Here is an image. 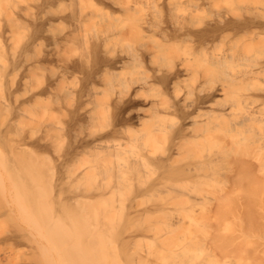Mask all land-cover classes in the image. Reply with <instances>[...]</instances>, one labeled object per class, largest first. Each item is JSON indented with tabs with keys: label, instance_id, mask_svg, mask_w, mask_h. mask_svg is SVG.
<instances>
[{
	"label": "rangeland",
	"instance_id": "obj_1",
	"mask_svg": "<svg viewBox=\"0 0 264 264\" xmlns=\"http://www.w3.org/2000/svg\"><path fill=\"white\" fill-rule=\"evenodd\" d=\"M2 1L5 2V0H0V3H1L0 6L1 7L6 6L4 3L2 4ZM46 1L47 0H42V1L41 0H28V1H25V2H28L26 4H25V2L24 3L22 2V4L26 5V7L28 6V8L30 7L29 6L30 4H31V6L33 5L32 7L34 9H32L30 7L27 15H25V16L23 15L20 19H17L18 23L17 22L16 23L18 24L17 26H19L18 27L19 32L17 31V33H20L21 35L17 34L15 36L17 38L14 37L15 40H14V38L11 39L14 41V43L16 42L15 43L16 49L15 48L12 49V47L14 45L12 47L10 45V44H12L11 42H13V41L9 40V37H8L9 33L6 32L5 33L6 35L4 34L8 38V39L5 38V42L10 43V44L7 43V45L9 47H11V48H8V46H7L8 53H7L6 57H8V58L10 57L8 61L11 62V61H13L14 58L19 57L22 54V51L25 47V44H27L29 41V42H32L31 43L32 45L34 44L33 46L31 45L32 47L30 46L31 47L30 52L31 53L33 52L32 54H34V53L35 54H40V53L42 54V52L51 51L53 49L57 52L56 54L62 53L61 56L64 57V60L67 57H68L67 59H70V60L74 59V58H75L74 60H79V61L81 60L80 64H79L80 66L79 67L76 66V67H74L75 69H71L70 71L63 73V71H61L62 69L60 67L61 63H60V61H58L59 55L57 57L55 55L54 60L51 59V61H50V59H48V61L46 60L43 63V65L46 66V68H45L46 73H51V72L57 73V71H58L57 74L61 73V75L63 76V78L61 79V82H58V84H54L53 92L55 90L56 93L54 92L53 94L56 97L53 94L43 93V94L39 95L40 99H39V97H36V100H35V98H34V101L30 100L31 102L29 101L28 102L29 104L27 103L26 105H27V107H30V106L31 107L27 108L25 106V108L30 109V110L32 108V110H31L32 114H30L31 111L29 110V114H30V115H28L29 118L26 117V118H23V120H22V122H24V120H27V118H28L29 121L27 120L26 122H29V124L24 123V125H23L22 123H20V126H18V128L17 127L15 128L16 130L19 129L20 131L19 130L16 131L14 128L12 129L11 134H9V137H11V140L14 139L13 141H16V138H18L17 143L11 141V143H12L11 144L10 138H9V140L6 139V142L8 141L9 144H11L12 146L15 147V145H17L19 143L18 140L20 138L22 139L25 135H27V133L31 134L33 131L35 132V138H36L39 135L38 133H36V131L39 130L38 125H40L41 123H45V122L49 123V121L55 123L54 120H56L55 118L58 117L57 115H59L58 119H60V120H56V121L57 122L61 121L60 123L62 124L64 130L66 128H68L69 126H71L72 127L71 128L72 129L71 134L74 137L76 135V138H77V136H78V138H79V136H81L80 138L86 137V135H88V133H90V132L92 133V129L95 132L97 130H99V131H104V132L108 131V133L110 132V130L115 129L116 132L109 133L106 139H103L101 142L100 141L98 142L99 144L95 143V145L92 144L91 146L84 144V146H83V145H80L81 144L80 143L77 145L76 148H71V146L74 145L71 143H73V141H74V143L76 144V141H75L76 139L73 138V136L70 134V132L68 134V132L66 133L64 131L63 139H61L59 142L61 145L59 146V144L57 143V145L60 148L62 147V149H60L58 146H53V148L56 147L57 149H60L59 155H58V151L53 150L52 146H50V148L47 147L45 152L43 153V152L39 151L41 149L40 147L33 144L34 146L27 145V146L16 147V148H14L15 150L13 149L11 152V158H13V159H11L9 157L5 158V156H8L6 153H8V152L10 153V149H8V148H7L8 151L6 152V150H7L6 147L8 146V143L6 144V142H5V144H6V145H4L5 149H6L4 152L5 155L2 154L0 157V169L5 171V173L7 175L5 178H6V183H7L8 188H6L5 190L6 191H8V190L12 191L11 194H13L15 199L16 198L21 199L22 202L24 201V205H25V202L27 200H29V198H31L33 200V202L30 203L29 201H32L30 199L29 201H27L28 203H26L27 208H29L30 210H26L27 208L23 209L24 213H22L23 210L21 209L22 211L20 213H19V211H20L19 210L17 212V214H12L13 215L12 217L8 218V216H10V215H7L6 216L7 218L1 219L0 224L2 223L1 224L2 227L0 226V228H1L0 230H4V227H6L5 229H7L6 231L8 232V228L11 229L13 227L12 229H14V226L18 228L19 227L18 224H20L23 227H27L28 230H30V232L37 235V238L35 240H29V239L19 240V242H17V245H15V242L13 244V242L10 241V243H12L14 246H9L10 245L9 241H8V243H7V241H3L0 244V260L4 259V261L3 260L0 261V264H9V262H11L10 264H13V263L14 264L15 263H18V264H130L129 257H128L129 256L128 254L130 253L129 251L140 256V257H136L137 260H139V259L142 260V259H145L148 257L149 260H155L154 262L156 264H172L174 261L172 251L175 248L179 247L178 244H183V243H187V242L192 243V244H199L202 247L205 246L204 249H202L203 251L201 250L200 253H197L194 256V261L198 262V264H201V263H203V264H214L215 263L214 261H216L215 264H238L239 260H237L238 258L236 259L235 257L232 256L234 252L232 253V251L229 250L230 247L229 248H227V247L222 248L221 243H222V240L224 239V237H223V239L221 238L222 239L221 240L219 238V236H217V235L232 234L231 236L233 237V235L236 232H238V235H239L240 230L245 228L244 226H246V225L243 226V222L241 224V220H242L241 214H243V212H244V215L247 213L246 212L247 209L243 206L244 202H241V203H243V205H239V206H242L243 208L239 207V209H238V207L235 206V208H236L235 210L238 212V215H236V211L234 210V206H233L234 204H233V205L228 206V207H230V209H233L235 212H233L231 210V212L227 211L228 213H226L224 211L226 214H224V216L222 218L220 217L221 218L220 220L219 219L218 220L212 219L211 222H207L206 224L205 223H199V222H198V224L196 223L197 217L199 216V212H201L203 205L207 204V205H210L212 207H215L217 204V200L219 199V196H220L219 194L222 192L221 190H223V192L225 190L227 191L229 186L230 187L232 186L233 187L232 189L238 190L237 191L238 193L236 191H234L237 194H235L234 192H231L229 190V193H231V195L232 194L234 195V197H232V199H233L235 205L236 204L238 205L237 199L240 197H243V195H241L239 192L243 193V191L242 190L240 191V189L237 188L238 186L236 187V185L234 187V184H233L234 180L232 182V179L236 174V172L234 171V170H236L235 165L232 166V168L230 170H225L223 173H221V174H223L224 178L220 173L216 174L218 176H213L216 173L215 170L208 168V167H205V168L200 167L201 171L199 172V174H197V175H195V177H191L189 179L181 178L183 180H178L176 177H170L169 179H167V181L164 184L162 183V185H160L159 190L155 191L156 194L155 193L153 194V192L152 193H146V192H150V190L148 191V189H149L148 187L151 186V184L156 179H158V176H160V177H164V175L166 176L167 173L166 174H164V173L167 171H166V169L163 168L164 169L163 171H165V172L162 173V171H161L162 167H159V169H158V167L153 166V168H151L148 165H145L142 162L138 161L140 154H139V156H137L138 155L137 153L142 151V150H138L139 149L138 147H140L141 144L146 145L145 138L149 135L150 131H153L155 129V127H159L158 124L159 125L161 124L160 127L162 126L163 132H161V134H158L157 138H155V136L153 137L152 134L149 135L150 139L147 143L152 145L153 148L151 150H152V152L154 150L153 154L156 157H164L167 155L166 153L170 152L169 150H171L170 148L172 147V145H171L172 142L170 141V135L172 132L171 131V129H172L171 125H172V123L175 125V122L178 121V115L175 114L174 112L171 113V107H169L171 102H169V104H168V101H171V99H173V97H174L172 95H176L177 92H179L180 93L179 95L181 97L183 96L184 99L185 98L187 99V100L186 99L185 100H186V102H188V104L190 106L194 105V107H195V104H196L195 98H197L198 95L201 93L200 91L203 92L205 89L209 90V89H215V88L218 89L219 88V90L217 91V94L215 96H213L212 98H210V100L207 103H205L204 105L201 104V106L199 108H197V110H196V107L194 108V110H196L195 114L199 115V117H195V119H197V118H198L197 120L202 119V120H200L201 122L202 121L203 122L212 121V123L211 122H209V123H211L210 125L213 124L212 126L206 128L204 126V123H202V125L204 126V127H202V126H199V123L197 121L198 126L200 127V128L199 127L198 128L200 129V132L202 133L201 137L198 139L199 140L201 139V141L203 143H205L209 139H211V140L213 139L216 141L217 144H215L214 146L211 145L213 147H211V146L209 147L208 146L209 144H206V143L203 144L202 143V146H201V144H199V142L197 141L198 139L195 141L193 140V141H194V143L197 141L198 143L196 142V144L197 145L199 144L200 147L199 146L194 147V144L188 145L187 143H185L184 147H183L184 148V155L182 154L183 149H181L180 150L181 153L179 152L181 155H179V153L177 154V156L175 157V160H174V164L176 163V166H179L180 164L183 165V163L186 164L188 162H191L192 160L194 161L195 159H197L196 158L197 155L199 157L202 156L204 154L202 151V148H201V147H203V145L207 146L205 149V151L207 152V154L205 153L206 155H209L208 153L212 152L213 150H214V152H217V149H219V148L225 149L226 147H223V146L226 145L227 146L226 149L227 150H228V148L230 149V151L226 150V152L227 153L229 152L230 155H228L229 153L226 155V157H228V159L226 158L227 160L225 159V161H230V160L233 161L234 158L236 159V157H235L236 154L238 152H240L238 150H241L240 148L239 149L237 148V145H240V146L243 145L244 146V144L247 143L249 141V139L251 140L252 137L255 138L257 135V134L255 135V134L251 133L252 132L251 130H250L251 132H248L249 130H247V131L244 130L245 131L244 132V131L237 130L233 126L232 121L236 115V110L234 108H235V106L238 107V105H236V104H238L236 97L239 93L236 94V91H235L237 89L238 83L237 82H236L237 84L234 83L235 81L231 82L232 80L228 81V78H227L228 76L226 74L218 73L219 71L218 72L217 71L211 72V70L210 71L208 70L207 72L205 71L202 73L204 75L194 74V75L187 76L184 79H181L180 82L177 84V86L176 85L174 86V88L172 90L173 92L171 91V93L166 95L165 94L166 89H165V86L163 85V83L157 82L156 84H153L148 89L149 90L148 92H146V93H149V94H146L145 99L146 100L148 99L146 101V103L148 106L150 103L156 102V106L154 108H156V110L163 111L164 115H166V113H168L167 116L163 115L162 118L156 117V118H150L149 119V115H150L149 110L146 112H142L144 110V108H143V110L142 109L141 110H135L134 109L133 111L140 112L141 115L146 114L145 116H147V117L145 119L143 118L141 120H138V119L130 120V121L126 122L125 124H123L122 126L116 125V128H114V126H113L114 122L113 121L115 120L114 119V117H115L114 113L116 111V105L118 102L116 100V99H118L117 96H119L120 94H124V92L126 93V91L128 90V86L132 83L139 81L138 79H141V78L145 77L146 75L153 74V72H152L153 70H151V66H153V64L151 66H149V65L142 66V65H135V63L126 62L124 64L118 65L117 67L112 68L111 70L108 69V70H110L109 73L106 69H103L100 73L96 74L95 70L93 69L94 72L92 70V68L94 67L93 66L94 65V63H93L94 58L92 59V56H90V55H92L91 54L92 51H91V49H90V51H89V49H87L89 47H88V45L86 46V44L84 43V38L82 37L83 34H85V32H86V31H83L84 33L81 32L85 27V26L82 27V24H81V28H80L81 31L79 30V28H77L80 31V33H79V31L76 32L78 34V36L74 35V37H79L78 40H76L74 38L75 40L73 41V39L70 40V38H69L70 41L66 40L65 42L60 41L61 43L58 42L61 48L64 49V47H67L68 50L64 49L61 51V48L59 46H58V48L60 49L61 52L59 50L58 51L56 50L57 47L54 49V47L58 44L57 41H55L56 37L58 35L57 33L63 32L64 30L66 31V29L68 30V31H66L67 33L71 32L70 30L73 28L72 26L76 25V24H72V22H75V21L72 18L70 21V19H69L70 16L68 15L71 13L69 10L72 11V9H74V7H75V6L72 7L71 3H73V5H75V3L72 2V0H59V3H58V0H57V3L54 5L55 8L53 7L56 11L52 8V10L55 12L54 13L52 11L53 12V15H52V12H48V11H51L50 10L51 8H47L45 6ZM62 1H64V2L62 3ZM79 1L80 0H78V1L75 0L76 3ZM95 1L98 2L97 0H95ZM99 1L102 2V0H99ZM127 1L128 0H120V2L118 1L119 3L118 4L116 3V5H115L116 8H117V6L120 8V10H119L120 12L118 11L120 13L119 14L120 16L117 14V17H119V18L117 19V21H114V24L116 27L121 25V27H117L116 30L121 29L123 26H124V28H122L119 31L120 33L117 31L120 35L117 33H116L117 36H115V34H112L111 37H113V35H114V37L112 39L110 38V40L108 42V45L110 44L109 47L112 49V50L109 49L110 54L112 53V54L117 55L120 52L119 55L125 56V57H127V55L130 56V53L133 52L132 50H134L136 45L137 46L142 45L143 48H145V47L147 48V46H148V49H149V48H152L155 44V42H153V40H152V37L154 35L153 36L150 35L152 33L147 34L146 35L147 38H143L144 36L140 35L142 40H140V37L138 38V36H139L138 34H133V33L130 34L129 30H131L130 27H131L132 18L129 15H128L129 17L127 18V15H126L127 13L123 14V12H125V11H121V10H123L122 8L124 6V2H127ZM139 1H141L140 3H143L142 4L143 7L146 6V8L149 9V10H147L145 8L149 13L151 12V14H154V15L156 14V16L158 17L161 13L162 9L160 10V8L162 6L164 7L169 3H172L175 1L177 2L180 0H139ZM195 1L202 2V1H206V0H195ZM207 1H212L213 3H217V4H220V3L223 4L222 2H224L223 0H207ZM229 1L232 3L234 2L233 4H235V5L239 3L238 0H228V2ZM247 1L242 0V3L243 4L245 3L244 5H248L252 0L251 1L249 0L250 2H248V3H247ZM256 1H252V2H256ZM260 1L258 0V2H260ZM83 2H85V0H83ZM83 2H81L82 5H83ZM86 2H87V0H86ZM100 2H98V3H100ZM252 2L250 4V5L253 4L252 6L257 4V3L254 4ZM67 3L72 8H69V5ZM79 3H77V4L80 6L81 3L80 4ZM242 3H240V5ZM260 3L262 5H260L259 3H258L259 5L258 4L257 5L258 6L264 5L262 3V1ZM58 4H59V6H58ZM100 4H102V3H100ZM119 4L122 7L119 6ZM66 5H67V7H66ZM78 5H76V6L78 7ZM82 5H81V7L83 8ZM61 6H63V8ZM43 7L48 9V11L46 9H44ZM99 7H102V6H98V8ZM67 8H69V9H67ZM119 8H117V10ZM75 9H76V7H75ZM42 10H43V13L41 12ZM45 10L47 11L48 14L45 12ZM60 10H61V12H60ZM78 10H80V8ZM102 10L103 9L100 8L99 10H96V11L99 12L98 14H100L103 12ZM62 12H64V14H61ZM56 14H58V16ZM66 14H67V16H69V18L66 17ZM31 15H33V16H31ZM43 16L45 19L43 18ZM52 17H53V19H52ZM65 18H67V20ZM49 19H50V22H49ZM45 20L46 21L48 20V21L46 22ZM55 20H57V21H55ZM44 21H45V25H44ZM39 22H40V24H39ZM52 22H54V23H52ZM41 23H43V24H41ZM49 23H50V26H49ZM62 23H63L64 27H62V25H61ZM1 24L2 25L4 24L3 21ZM19 24H21V25H19ZM53 24H55V25H53ZM88 25L90 26V24H88ZM20 26H22L23 29ZM70 26L72 28H70ZM39 27H41L40 30H39ZM42 27H44V29ZM57 27H59V28H57ZM49 30L53 31L54 33L49 31ZM121 31H122V33L123 32H125V33L122 34ZM49 32L51 34H49L50 35L49 37L47 35V37H48L47 38L46 34H48ZM24 35L25 36L27 35V36L25 37ZM36 37H38V38H36ZM71 37L73 38V36H71ZM154 37L156 38V36H154ZM45 38H46V40H45ZM50 38H51V40H53L55 42L52 43ZM47 39H48V41H47ZM6 40H9V41H6ZM139 40H140V44H139ZM263 40H264V37H263ZM23 41H24V43L22 44ZM46 41L49 43H47ZM55 43H57V44L54 45ZM50 44L52 45L53 48L50 46ZM257 44H258V46L260 45V43H257ZM45 45L47 48L45 47ZM48 46H50L51 49ZM254 46H256V45H254ZM21 47H22V49H21ZM248 47L253 48L251 44ZM114 48H115V50H114ZM131 48H132V50H131ZM14 49L16 51L17 50L18 51L16 52ZM43 49H46V50H43ZM119 49H120V51H118ZM53 50H52V52H54ZM128 50H130V51H128ZM249 50H252V49L248 48V51ZM254 50H255V47H254ZM11 51H13L14 53ZM64 51H65V53H63ZM115 52L116 53L118 52V53L116 54ZM18 53H21V54H19V56H18ZM13 55H14V57H13ZM93 56H94V54H93ZM80 58H82V59H80ZM163 58H164V56L161 58V61L163 60ZM84 59H85V61H84ZM90 59L92 60V62ZM6 60H7V58L5 59V62L8 63V61H6ZM82 60L84 63H82ZM131 62H133V61H131ZM165 63L166 62L164 61V67H165ZM81 64H83V66ZM89 65H91L92 68ZM166 66H167V63H166ZM243 66H245V67H241V66L238 67L237 66L238 68L237 69L235 68L234 72L238 69L241 70L240 67L244 68V69L246 68V66L248 67V65H243ZM89 70H91V72H92L91 74H90ZM37 71H38V69H37ZM38 72H41V71L39 70ZM220 72H222V71H220ZM224 73H226V72L224 71ZM17 74H16V76H17ZM13 76H14V74H13ZM140 76H143V77L138 78ZM20 77L21 76L18 75V77H16V78L19 80ZM31 77L35 78V79H33V78L31 79L34 82V83H31V85L33 84L34 87H36L37 84L35 85V83L38 82L37 79L39 76L35 75V73H34V74H32V76L30 75L29 78H31ZM9 78H10V76L5 77L4 80L2 81V83L4 82V84H5L4 86H3V84L1 85L2 91H3V89H4V91H5V89H7L8 85L6 83H9L8 80H10L11 83L13 82L14 85H16L14 81H16L17 79H15L13 81V78L11 77L12 78V81H11V79H9ZM31 80H29V82H32ZM35 80H36V82H35ZM5 81H8V82L5 83ZM58 88H59V90H57ZM37 90H38V88H37ZM243 90H245V88ZM2 91L0 93H2ZM206 91L207 90H205V92ZM239 91H240V89H239ZM21 92H19V94ZM59 92L61 93V97H59L60 96ZM117 92H119L118 95H117ZM120 92H123V93H120ZM240 92H242V89ZM183 93H184V95H183ZM24 94L26 95L29 93H24ZM24 94H22V95L24 96ZM185 94H188V97H185L186 96ZM18 96L20 97L21 95H18ZM23 96L20 97L21 98L20 100H25V98L27 99L28 95L24 96L25 98ZM22 98H24V99H22ZM54 99H55V101H54ZM50 100H51V104L49 102ZM56 100H59L58 103L60 104V106L58 105ZM42 101H44L46 103V106H45L44 102L40 103ZM34 102H37V103L39 102L40 105L36 104ZM61 102H62V104H61ZM193 102L195 104H192ZM235 102H236V104H235ZM35 104H36V106H35ZM37 105H38V107H37ZM49 105H51L52 107ZM55 105L56 106L58 105V107H56ZM32 106H35L34 108H36L37 110H38V108H40L39 106H41L40 109H42V110L39 109V113L37 112L38 115L35 113L37 110L35 111ZM42 106H45V107H42ZM49 107L51 109H49ZM59 107L61 108L62 111L59 110V113H57L56 109ZM43 108H46V109L44 110ZM228 108L231 109V111ZM43 110H44V112L46 111L47 113L46 112L40 113V111H43ZM51 110H52V113H51ZM227 111H228V113L231 112L230 113L231 115L226 114L227 116H225V114H223L224 112H227ZM80 112H82L81 115H80ZM232 112H233V114H232ZM33 113H35V114H33ZM238 113L239 112H237V114ZM36 115L38 116L37 118H39V119L34 118V117H36ZM75 115H76V117H78V119L74 118ZM7 116L9 118L7 119V121H5ZM7 116H6L5 120H4L5 116L3 117V122L6 123V124L4 123V129H5V126H7V124H9L11 121H14V119L16 120V117L13 118L12 114H10V116L9 115H7ZM30 116H31V118H30ZM52 116H54V118H52ZM82 116H84V117H82ZM48 117H50V118L48 119ZM79 118L81 121L79 120ZM36 119L38 122H40L39 124H38V122L36 123ZM51 119H53V121ZM203 119H205L206 121ZM31 120H33V121H31ZM16 121H19V120H16ZM30 121H31V123H30ZM21 125H23V126H21ZM27 125H29V126H27ZM174 125H172V126H174ZM215 125H217V128H219L220 126L223 125L222 130H223V128L224 129L226 128V130H223V131L225 132V131L229 130V132L224 133L220 129H216V128L213 129L212 127ZM2 127L3 126H1L0 128H2ZM21 128H22V130H21ZM208 128H212L211 129L212 131L210 132V130H208ZM90 129H91V131H90ZM31 130H33V131H31ZM73 130H74V132H73ZM195 130H197V126H196ZM23 132H24V135H22ZM196 133H197V131H196ZM256 133H258V131ZM259 134H263V133L259 132ZM197 135H198V133H197ZM207 135H208V138H207ZM253 135H255V137ZM262 136H264V134L261 135V137ZM35 138L33 135L32 140H34ZM205 138L208 140H206ZM258 138H259V135H257L256 139H258ZM142 139H143V142H142ZM211 140H209V141H211ZM213 140H212V142H213ZM262 140H264V138ZM106 142H108V143H106ZM113 142L114 143H121L122 146H124L125 148H130L132 151V157H133V155H135L136 157L134 156L135 158L134 157L132 158L131 156H129L131 154H129V155L125 154V155L128 156L130 161L132 159H137L136 161L135 160L134 161L139 163L138 166H139V168H141L140 170H142V171H139L138 166L136 165L137 167H135V162L132 161V162H130V164H132V163L134 164L135 170H133V166H132V169L130 168L131 171L129 173H127L125 176H123L122 174H124V172H125L123 168L126 169V167L129 165L127 167V169H129L130 164L126 163L127 166H125L126 164H124V166H122L123 164H122V162H120L122 160L127 162L128 161V159H126L127 157L126 158L124 157V159H122V160H120L121 159L120 157H118V159H117L116 155L111 157V155H110L111 152L109 153L110 150L108 149L109 148L108 145H110V143L113 144ZM187 142L189 143L190 141H187ZM100 144H102V145H100ZM190 144H192V143H190ZM257 144H259L257 146H260V147L256 146L255 150H257L258 152H261L262 151L261 149L263 148L264 145L262 146L258 142V140H257ZM220 146H222V147H220ZM233 146H234V148H233ZM27 147H28V149H27ZM141 147H140V149H141ZM17 148H19V149H17ZM69 148H71V149H69ZM199 148H201V149L199 150ZM209 148H212L213 150L211 151V149H209ZM232 149L234 150V152L231 151ZM73 150H75V151H73ZM236 150H237V152H236ZM37 151H39V152H37ZM131 151H130V153H131ZM201 151H202V153H201ZM208 151H210V152H208ZM222 152L220 151L219 153L222 154ZM40 153H41V155H40ZM45 153H47V154H45ZM60 153H62V154H60ZM164 153H165V155H164ZM198 153H201V155H199ZM219 153L217 152L216 155H218ZM17 154H18V156H17ZM122 154H124V153H122ZM122 154L121 155L119 154V155L122 156ZM13 156H15L16 158ZM57 156H58V158H60V156H61V158H60L61 161L64 160V162H65V165L63 166V168L61 165V169H62L61 172H63V173H61L62 183H61V181L59 182V179H55L56 178V176H55V169H56L55 164L58 162ZM199 157H198V159H199ZM224 158H223V162H224ZM10 159L12 160L13 163H15L16 166L19 165L18 169H20V170H17L16 166L13 167L10 164L12 166V169H13V170L11 169L10 171H12V175H13V171L15 172L14 173V175L16 174L15 178L12 177V175H10V177H11L10 178L9 174H8V173H11L8 169L9 165H7L8 160L11 161ZM15 159H16V161H15ZM255 159H256L255 157H252L250 160L252 162H254L255 166H256L257 161ZM188 160H191V161H188ZM220 165H222V164H220ZM4 167L6 168V170ZM119 167H123V168H121V170H120L122 174L120 173L118 176V174H116L115 171H118V169H120ZM14 168H16V169L14 170ZM7 169L9 172L7 171ZM122 169H123V171H122ZM155 169L157 171H155ZM263 170H264V168L263 169H260V167L258 168L257 173L260 176L259 179L264 178V176L262 174ZM81 171L85 172L84 177L78 179L77 175ZM221 171H223V170H221ZM143 172H145V173H143ZM211 172L212 173L214 172V173L212 174ZM140 173H142V175ZM263 173H264V171H263ZM208 174H211V176ZM120 175H122V176H120ZM209 177L211 179H212V177H216V178L219 177L222 179L220 180L218 178L217 180L220 181V182H218L215 180L216 178H213L214 180H211V179H209ZM12 178H13V180L14 179L16 180V183L13 180H10ZM227 180H228V182H227ZM12 182H13L14 186L12 185ZM193 182H199V184H201V185L198 184L199 185V188H198V186L196 185L197 183H193ZM59 183H60V185H59ZM21 184L24 187L28 186V188L27 187L26 188H27V191L29 192L28 195L31 194V196L29 195L30 197H28L27 194H24L26 196V197H24V195L22 193H25L27 191H26V188L21 187L22 186ZM54 184H55V186H54ZM195 185L198 189L195 188ZM14 187H15V190L13 189ZM201 187H203V188L200 189ZM222 187L223 188L225 187L226 189L225 188L222 189ZM191 188L194 190L192 191ZM146 189H147V191H146ZM0 190H3V189L0 188ZM23 191H25V192H23ZM261 191L264 192V190H261ZM4 192H2L3 194H0V202L1 203L3 202L2 196L4 195ZM263 192H262V194L259 193L260 195L259 194L256 195L258 197V198L255 197L256 200L254 199V202L256 201V204H255V206H254V204L252 206L255 208L256 211L253 214L251 213V215H253V216L260 217L258 219V221L261 220V222L264 221V194H263ZM184 194H186V196H184ZM221 194H224V193H221ZM20 195H22V196H20ZM87 195L89 196V198H87L88 197ZM154 195H156L157 197ZM34 196H35V198H34ZM177 196H180V197H177ZM185 197L187 199V202L189 200V202L193 203V205L188 211H186L185 214H182L181 209L179 210L180 212L177 211L178 209L177 210L172 209L175 212L181 213L180 215L177 213L178 214L177 215L174 212L173 215L177 216L176 217L177 220H175V224H173L175 226L172 225L173 226L172 227V226H170L171 224L168 223V221H169L168 219H167V222H166V220L164 221V219L167 217V215L163 211V206L164 207L169 206V207H174V208H176V207L181 208L182 205H187V202H186V204L182 203L183 201H186V200H183ZM156 198H157V200H156ZM181 198H183V199L178 200ZM191 199H193V202H191L192 201ZM229 199H231V198H229ZM234 199H236V200H234ZM241 199L242 198L239 199V202L241 201ZM41 201H42V203H40ZM180 201H182V202H180ZM244 201H245V199H244ZM241 203H239V204H241ZM157 204L158 205L160 204L159 206H161V208H159V206L157 207L159 210L157 208H155L156 207L155 205H157ZM247 205H252V204H247ZM0 206H1V204H0ZM228 207H227V209H228ZM248 207L250 208V206H248ZM244 208H245V210H244ZM227 209H225V210H227ZM160 210L163 211V215H162V212ZM27 211H28V213H27ZM131 211H134V213H131ZM250 211L253 212L252 210H249V212ZM139 212H140V214L138 215ZM249 212H248V214H250ZM129 213H131V214H129ZM255 213H256V215H255ZM164 214L166 215L165 218H164ZM248 214H246V216H248ZM4 217H5V215H4ZM240 217H241V219H240ZM198 220H199V218H198ZM261 222L259 221V223H261ZM7 226H9V227H7ZM247 226H249V225L247 224ZM242 227H244V228H242ZM17 228H15L14 231H16ZM262 230L258 229L257 232L261 233ZM257 232H253V236H255V238L257 236V240H258L259 238H261V234H257ZM2 233H4V231H2ZM40 233H42L41 236H40ZM249 233H251V232H249ZM262 236H264V234H262ZM231 238H230V240L233 239V238L232 239ZM249 238L250 237H248V239ZM253 238L254 237H252V239ZM212 239H213L212 242L215 243V246L210 245V242H211L210 240H212ZM250 240H251V238H250ZM250 240L248 241L247 244L253 243ZM227 241H228V243H230L229 238H227ZM231 242L234 244L233 241H231ZM213 243H211V244H213ZM216 243H217V245H216ZM233 244L231 245L232 247H233ZM228 245H226V246H228ZM248 246L252 247L253 245H248ZM224 248L228 249L230 252H226V251L222 250ZM230 249H232V248H230ZM248 250L250 251V250H252V248H250ZM245 256L244 257L240 256V257H243L244 260L248 261L247 259H245L246 258ZM2 257H4V258H2ZM9 257H10V259H9ZM8 259L11 261H9ZM243 259L240 260L239 264H245ZM257 261H259V260H257ZM210 262H212V263H210Z\"/></svg>",
	"mask_w": 264,
	"mask_h": 264
},
{
	"label": "bare ground",
	"instance_id": "obj_2",
	"mask_svg": "<svg viewBox=\"0 0 264 264\" xmlns=\"http://www.w3.org/2000/svg\"><path fill=\"white\" fill-rule=\"evenodd\" d=\"M25 1H28V0H5V2L2 1V4L4 3L6 6H3V7L0 6V32H1L0 33V92L2 91L1 85L2 84H3V86L5 85L4 82L2 83V81L4 80L5 77L10 76L9 79H11V81H12V78H13V81H14L15 79H17L16 77H18V75L21 76L19 78V80L17 79L18 81L17 80L14 81L16 85H14L13 82L11 83L10 80H8L9 83H6L8 81H5V83L8 85L7 89H5V91L3 89L2 93H0V127L3 126L2 128H0L1 129L0 130V157L2 154L5 155L4 152L7 148L10 149V153L9 152L6 153L8 156H5V158H7V157L11 158V152L14 148L19 147V146H27V145H31V146L36 145V146L41 148L39 151L44 153L47 147L50 148V146H52V148H53V146H58L57 143L59 144V146L61 145L59 142L61 139H63L64 131L66 133L68 132V134L70 132V134H71V130H72L71 128L72 127L69 126L68 128H66L64 130L62 124L60 123L61 121L60 122L56 121V120H60V119H58L59 115H57L58 117L55 118L56 120H54L55 123H53L51 121H49V123H46L44 121L45 123H41L40 125H38L39 130H37L36 133H38L39 135L36 138H35V132L33 130H31V131H33L31 134L27 133V135H25L24 137L22 136V135H24V132H23V134L21 135L23 138L21 139L19 137L21 140L19 139L20 140V141L18 140L19 143L17 145H15V147H14L11 145L12 144L11 141L17 143L18 138H16V141H13L14 139L11 140V137H9V134H11L12 129L13 128L15 129L16 127L18 128V126H20V123H22L23 125H24V123L29 124V122H26V121L27 120L29 121L28 115L32 114V111H31L32 108H31V110L26 109L25 108V106L27 107L26 104L30 100L34 101V98L36 100V97H39L40 94H43V93L53 94L55 92V90L53 92L54 84H58V82H61V79L63 78L61 73L57 74L58 71H57V73L56 72L46 73L45 72L46 66L43 65V63L46 60L48 61V59H50V61H51V59L54 60L55 55H56V57L59 55L58 61H60V63H61L60 67H61V69H62L61 71H63V73L64 72L66 73V72L70 71L71 69H75L74 67H76V66L77 67L80 66L79 64H80L81 60L80 61L74 60L75 58L70 60V59H67L68 57L64 60V57L61 56L62 53H60V52L64 49H67V47H64V49L61 48L59 43H61L62 41L65 42L66 40L70 41L71 39H73V41L75 39L78 40L79 37H74V35L78 36V34L76 32H78L79 30L81 31V29H80L81 24H82V27L85 26L84 27L85 30L83 29L81 32L84 33L83 31H86L85 34H83V36H82L84 38V43L86 44V46L88 45L89 48H87V49H89V51L91 49L92 55H90V56H92V59L94 58V62H93L94 65L91 63L94 67L92 68L91 65H89V66H91L92 70L93 69L95 70L96 74L100 73L103 69H106L109 73L112 68L117 67L118 65L124 64L126 62L135 63V65H142V66H147V65L151 66L153 64V66H154V67L151 66V70H153L152 71L153 74L146 75L145 77H143V76L138 77V78H141V77H143V78H141L142 80L137 78L139 81L132 83V84L129 83L130 85L128 86V90L126 91V93L123 91L124 94H120L119 96H117L118 99H116V100L118 102L116 105V111L114 113V115H115L114 119L115 120L113 119L114 120L113 121L114 122V124H113L114 128H116V125L122 126L123 124H125L126 122H128L130 120H134V119L141 120V119H143V118L145 119L147 117V116H145L146 114L142 113L144 115L143 116V115H141L140 112L133 111L134 109L135 110H141V109L143 110V108H144V110L142 112H146L149 110L150 111L149 119L150 118H156V117H158V118L163 117L164 112L156 110V108H154L156 106V102L150 103L148 106L146 103V101L148 100V99L147 100L145 99L146 94H149L146 92L149 91L148 89L153 84H156L157 82H160V83L162 82L163 85L165 86V89H166L165 94L168 95L169 93H171L174 86L175 85L177 86V84L180 82V80L184 79L187 76L194 75V74L204 75L202 73L205 71L207 72L208 70L209 71L211 70V72L212 71L213 72L219 71L218 73L226 74L228 76L227 77L228 81L232 80L231 82L235 81L234 83H236V82L238 83L237 89L235 91H236V94L239 93L240 95L238 94L237 95L238 98L236 97L238 104H236V102H235V104L238 105V107L235 106V108H234L236 110V115L232 121L233 126L237 130H240V131H244V130L245 131L249 130L248 132L252 131L251 133H253L255 135L256 134L259 135V138L256 139L257 135H256V137H255V135H253L255 138L252 137L251 140L249 139V141L247 143H245L244 146L242 145L243 147L236 144L237 148L238 149L240 148L241 150H238L240 152H238L239 154L238 153L236 154V156H235L236 159L234 158L235 160L233 159V161H231V160L225 161L226 158L228 159V157H226V155L229 153V152L228 153L226 152V150H227L226 145L223 146V147H226L225 149L224 148L217 149L218 153L220 151L222 152L224 150L222 152V154L219 153L218 155H216L217 152H214V150L212 148H209V149H211V151L212 150L213 151L212 152L208 151L210 153H208L209 155H206L207 152L205 151V149L207 146L203 145V147H201V148H202V151L204 153L203 154L204 156L202 155L199 157L197 155L196 156L197 159H195L194 161L188 160L191 162L187 161L188 163H186V164L183 163V165L180 164L179 166H176V163L174 164L175 157L177 156V154L179 152L181 153V151H180L181 149H183L182 154L184 155V148L183 147H184L185 143H187L188 145L194 144V147L199 146V144H201V146H202L203 142L201 141V139L200 140L198 139L202 135V133L200 132L199 126H202V127L205 126L207 128V127L212 126L213 124L210 125L212 123V121H206L205 119H203V120H205L206 122H203V121L201 122L200 120H202V119H199V120H197L198 118L195 119V117H199V115H196L195 112H196L197 108H199L201 106V104L204 105L205 103H207L210 100V98L215 96L217 94V91L219 90V88L218 89H216V88L215 89H209V90L205 89L207 91L205 92V90H204L203 91L204 93L202 91H200L201 93L198 95L197 98H195L196 100L194 99L196 104L194 102L192 103V104H195L196 110H194V108H195L194 105L190 106L188 104V102H186L187 99L185 98L186 99L185 100L183 98V96L181 97L179 95L180 93L177 92L176 95H172L174 97H173V99H171V101H168L169 99L167 100L168 104H169V102H171L169 105V107H171V113L174 112L175 114L178 115V121L176 120L177 122H175V125L172 123V125H174V126L171 125V128H172L171 131L172 132L170 135V141L172 142V144H171L172 147L170 148L171 150H169L170 152L166 153L167 155L164 157H156L153 154L154 150H153V152L151 150L153 148L152 145L147 143L150 139L149 135L152 134L153 137L155 136V138H157L158 134H161V132H163L162 126L160 127L161 124L159 125L157 123L159 127H155V129L153 131H150L149 135L145 138L146 145L141 144V146H142V147L140 146L141 149H140V147H138L139 148L138 150H142V151H140L141 153L140 152L137 153L138 154L137 156H139V154H140L138 161L142 162L145 165H148L151 168H153V166L158 167V169H159V167H162V169H161L162 173L165 172V171H163L164 169H166V171H167L164 173V174L167 173L166 176L164 174H163L164 177L158 176V179H156L151 184V186L148 187L149 188L148 191L150 190V192H146V193H152L153 192V194L155 193V191L159 190L160 185H162V183L164 184L167 181V179H169L170 177H176L178 180H183L181 178L189 179V178L195 177V175L199 174V172L201 171L200 167H202V168L208 167V168L214 169L216 173L213 176H218V175H216L217 173L221 174L225 170H230L232 168V166L235 165V168L237 171L234 170L236 172V174L233 177L232 182L234 180V182H233L234 187H235V185H236V187L238 186L237 188H239L240 191L242 190L244 193L243 194V193L239 192L241 195H243V197H240V198H242L241 201L239 202L240 198H238L237 199L238 205L237 204L235 205V203L232 199V197H234V195L232 194L233 195L232 196L231 193H229V190L231 192H234V191L237 192L238 190L232 189L233 187L229 186L227 191L225 190L223 192V190H221L222 191L221 193H224V194H221V193L219 194L220 196H219V199L217 200V204L215 207H212V206L207 205V204L203 205L202 210H201V212H199V216L197 217L196 223L198 224V222H199V223H205L206 224L207 222H211L212 219L213 220H218V219L220 220L224 216V214L228 213L227 211L231 212V210H232L233 212H235L236 211L235 206L238 207V209H239V207L243 208L242 206H239V205H243V203H241V202H244L243 206L247 209L246 214H248L249 210H252L253 212L250 211L249 212L250 214H248V216H246V214L244 215V212H243V214H241L242 215L241 224L243 222V226L244 225L247 226V224L249 226H247V227L244 226L245 228L242 227L245 230L244 229L240 230L239 235H238V232H236L233 235V237L231 236L232 234H229V235L224 234L225 236L223 234H220L217 236H219L220 239L221 238L223 239V237H224L223 240L221 239L222 240V243H221L222 248L223 247L232 248V249L229 248V250L232 251V253L234 252L233 255L232 254L231 255L233 257H235L236 259L238 258L237 260H239V263H240V260H242L243 257L246 255L245 259H247L248 261L243 259L245 264H264V236H262V234H264V221L261 222V220H259L262 223L261 224L258 221V219L260 217H256V216L251 215V213L253 214L256 211L255 208L252 207L253 204H254V206L256 204V201L254 202L255 197L258 198L256 195H258L259 193L262 194L263 191H261V190H264V178L259 179L260 176L257 173L259 167H260V169L264 168V146H263L264 140H262L264 138V136H262L263 138L261 137V135L264 134V42H263L264 41L263 40V37H264V5L258 6L259 4L262 5L260 3L261 1L264 4V0H261V1L259 0L260 2H258V0L257 1L252 0V1H256V2H252L250 0L254 4L259 3L258 5L256 4L257 6L256 5L252 6L253 4L250 5L251 2L249 0L248 1L244 0V1H247V3L250 2L248 5H244L245 3L243 4L242 0H238L239 3L236 5L233 4L234 2L233 3L230 1L228 2V0L227 1L223 0L224 1V2H222L223 4H221V3L217 4V3H213L212 1H207V0L202 1V2L195 1V0H180L177 2L175 1V2L169 3L164 7L162 6L163 8L162 7L160 8V10L161 9L162 10H161V13L159 12L160 15L158 17L156 16V14L154 15V14H151V12L149 13L147 11L149 9H147L145 5H144L145 7H143V5H142L143 3H140L141 1H139V0H128L127 2H124V6L122 8L123 10H121V11H125V12H123V14L127 13L126 14L127 18L129 16L132 18L131 27H130L131 30H129L130 34L131 33L138 34L139 35L138 38L140 37V40H142L141 36H144L143 38H147L146 35L149 33H152L150 35H152V36L154 35V36H156V38L154 36L153 37L151 36L152 40H153V42H155V44L153 43L154 46L152 45L153 47L149 48V49H148V46H147V48L144 45L143 46L145 48H143L142 45H139V46L136 45V47H135L134 46L135 44H134L133 45L135 47L134 50H132V48H131V50L133 52L130 53V56L127 55V57L119 55L120 52H119V54H117L118 52L117 53L115 52L117 55L112 54V53L110 54L109 49L110 50H112V49L109 47L110 44L108 45L110 38L112 39L114 37V35H113V37H111L112 34H115V36H117L116 33L119 34L120 33L119 31L122 28H124V26H123L121 29L116 30V28L121 27V25L116 27L114 24V21H117V19L119 18V17H117V14L118 15L120 14L119 13L120 8L117 6V8H119L117 10L115 5H116V3L118 4L120 2V0H102V2L97 0L98 2L102 3L103 5L96 2L95 0H87V2H86V0H85V2H83V0H80L79 1L80 3L83 2V5H82V3L80 4L79 2H77L80 4V6L75 2V0H72V2L75 3V5H73V3H71L72 4L71 6L72 7L75 6L76 9L74 7V9H72V11L69 10L71 12L70 14H68L70 16V18H69V16H67V14H66V17H68L70 19V21L72 18L75 21V22H72V24H76V25H73V26L71 25L73 28L70 26V28H72L73 30L72 29L70 30L68 28L71 32L67 33L66 31H68V30L66 29V31L64 30L63 32L57 33L58 35H57L55 41H57V43L58 42L59 43L54 44V45L57 44L54 47V49L56 47L58 48V46H59L61 48V51L59 48L58 49L56 48V50L57 51L59 50L60 54H56L57 52L53 49L52 50L54 52H52V50H51V51L42 52V54L41 53L40 54H35V53L32 54L33 52L32 53L30 52L31 51L30 48L34 44L32 45L31 44L32 42L28 41V43L25 44L23 51L21 50L22 54L18 53V56H19V54H21V55L17 58H14L13 61L10 62V61H8L10 57L9 58L6 57V55L8 53V48H11L14 45L12 47V49H13L16 46L15 45L16 42L14 43V41L11 39H13L17 34L18 35L20 34V33H17V31L19 29L18 28L19 26H17L18 25L17 19H20L23 15L24 16L27 15L30 7L32 9H34L32 7L33 5L31 6L30 3H29L30 4L29 8H28V6L26 7V5H23L22 2L24 3ZM63 2L64 1H62V3ZM26 3H28V2H25V4ZM56 3H57V0L56 1L55 0H47L45 2V6L47 8H51L50 9L51 11H48V9L44 8L45 6L43 8L46 9L48 12H52L53 11L52 8L54 7V5ZM58 3H59V0H58ZM240 3H242V4L240 5ZM76 5H78V7ZM81 5L83 6V8L81 7ZM58 6H59V4H58ZM98 6H102V7L98 8ZM119 6H121V5L119 4ZM61 7L63 8V6H61ZM66 7H67V5H66ZM72 7H70V5H69V8H72ZM69 8H67V9H69ZM77 8L78 9L80 8V10H78ZM100 8L103 9L102 10L103 12L101 11L102 13L98 14L99 12H97L96 10H99ZM46 10H45V12L47 13ZM41 12L43 13V10ZM53 12H52V15H53ZM60 12H61V10H60ZM64 12H62L61 14H64ZM56 15L58 16V14H56ZM31 16H33V15H31ZM43 18H44V16H43ZM52 19H53V17H52ZM65 19L67 20V18H65ZM2 21L4 23L3 25L1 24ZM45 21H44V25H45ZM55 21H57V20H55ZM49 22H50V19H49ZM52 23H54V22H52ZM39 24H40V22H39ZM41 24H43V23H41ZM88 24H90V26ZM19 25H21V24H19ZM53 25H55V24H53ZM61 25H62V27H64L63 23ZM49 26H50V23H49ZM20 27H22V26H20ZM40 28L41 27H39V30H40ZM42 28L44 29V27H42ZM57 28H59V27H57ZM77 28H79V30ZM22 29H23V27H22ZM49 31H51V30H49ZM80 31H79V33H80ZM6 32L9 33V35H8L9 40L13 41V42H11L12 44L7 42L8 44L11 45V47H9L7 45V43L5 42V38L8 39L7 36H5ZM51 32H53V31H51ZM121 33H122V31H121ZM123 33H125V32H123ZM49 34H51V33L49 32L48 34H46V37H47V35L49 37L50 36ZM71 36H73V38ZM15 38H17V37H15ZM15 38H14V40H15ZM36 38H38V37H36ZM69 38H70V40H69ZM9 40H6V41H9ZM45 40H46V38H45ZM50 40H51V38H50ZM140 40H139V44H140ZM24 41L22 42V44L24 43ZM47 41H48V39H47ZM51 41H52V43L55 42L53 40H51ZM47 43H49V42H47ZM257 43H260V45L258 46ZM250 44L252 45V47L254 45H256V46H254L255 50H254V47L253 48L248 47V46H250ZM7 46H8V48H7ZM50 46L52 47L51 44H50ZM50 46H48V47H50ZM45 47H46V45H45ZM51 47H50V49H51ZM247 47L249 49H252V50L248 51ZM21 49H22V47H21ZM43 50H46V49H43ZM114 50H115V48H114ZM118 51H120V49ZM128 51H130V50H128ZM11 52H13V51H11ZM63 53H65V51ZM93 54H94V56H93ZM161 56L162 57L164 56L162 61H161V58H162ZM13 57H14V55H13ZM6 58H7L6 61H8V63L5 62ZM80 59H82V58H80ZM84 61H85V59H84ZM131 61H133V62H131ZM164 61L167 63V66L165 63L166 68L164 67ZM91 62H92V60H91ZM82 63H84L83 60H82ZM81 65L83 66V64H81ZM243 65H248V67L246 66L245 69L241 68V67H245ZM237 66L238 67L241 66L240 67L241 70L238 69L234 72L235 68L236 69L238 68ZM37 69H38V71L40 70L41 72H38ZM108 69H110V70H108ZM94 70H93V72H94ZM89 71L91 74L92 73L91 70H89ZM220 71H222L223 73ZM224 71L226 73H224ZM15 73L16 74L18 73L17 76ZM34 73H35V75L39 76L37 79L38 82H36V80H35V82H36L35 85L37 84L36 87H34L33 84L31 85V83H34L31 80L33 77L29 78L30 75L32 76V74H34ZM13 74H14V76H13ZM33 79H35V78H33ZM29 80H31L32 82H29ZM243 87L245 88V90H243L244 89ZM37 88H38V90H37ZM239 89H240V91L242 89V92L243 91L244 92L243 93L240 92ZM57 90H59V88ZM19 92H21V93L19 94ZM123 92H120V93H123ZM24 93H29V94H26V95H28L27 99L24 97V96H26ZM22 94H24V96ZM118 94H119V92H117V95ZM18 95L23 96L25 98V100H20L21 96L19 97ZM183 95H184V93H183ZM185 95H186L185 97H188V94H185ZM59 97H61V93H60ZM24 98H22V99H24ZM39 99H40V97H39ZM54 101H55V99H54ZM56 101H57V103L59 102V100H56ZM43 102L44 101H42L40 103H43ZM49 102L51 104V100ZM34 103L39 104V102L38 103L34 102ZM36 104H35V106H36ZM61 104H62V102H61ZM58 105L60 106L59 103H58ZM58 105L57 106L55 105V106L58 107ZM35 106H32V107L34 108ZM45 106H46V103H45ZM45 106H42V107H45ZM49 106H51V105H49ZM30 107H27V108H30ZM37 107H38V105H37ZM39 107L41 108V106H39ZM40 108H38V110L36 108H34V110L35 111L37 110V111L36 112L34 110L33 111L37 114V112L39 113ZM43 109L45 110L46 108H43ZM49 109H51V108L49 107ZM57 109H56V111H57V113H59V110H61V108L59 107ZM29 110L31 111L30 114H29ZM40 110H42V109H40ZM44 110L40 111V113L44 112ZM229 110L231 111V109H229ZM237 112H239V113L237 114ZM35 113H33V114H35ZM51 113H52V110H51ZM81 113L82 112H80V115H81ZM230 113H228V111H227V112H224L223 114H225V116H227L226 114H230ZM10 114L13 115V118L16 117V120H19V121H16L14 119V121H11L9 124H7V126H5V129H4V123L5 122H3V117L5 116L4 117V120H5L6 116L7 115L10 116ZM167 114L168 113H166V115H164V116H167ZM232 114H233V112H232ZM37 115L34 118H37L38 117ZM76 115L74 118L78 119V117H76ZM26 117H28L27 120H24V122H22L23 118H26ZM82 117H84V116H82ZM8 118L9 117L7 116L5 121H7ZM30 118H31V116H30ZM49 118L50 117H48V119ZM52 118H54V116H52ZM80 118H79V120H80ZM37 119H39V118H37ZM37 119H36V123L38 122ZM51 120L53 121V119H51ZM31 121H33V120H31ZM31 121H30V123H31ZM197 121L199 123V126H198ZM209 122H211V123H209ZM39 123L40 122H38V124ZM202 123H204V126L202 125ZM23 125H21V126H23ZM27 126H29V125H27ZM196 126H197V130H195ZM220 127L217 128V125H215L212 128L222 130L223 125ZM212 128H208V130H210V132H211ZM18 130L19 129H17L16 131H18ZM21 130H22V128H21ZM223 130H226V128L225 129L223 128ZM90 131H91V129H90ZM93 131L94 130L92 129V133L91 132L88 133V135H86V137H82L83 139L80 138L81 136H79V138L77 136V138H76V135L74 137L71 134L73 136V138L76 139V140L74 139L76 141V144L73 141V143H71V144H74V145L71 146V148H76L77 145L80 143H81L80 145H83V146H84V144H86L88 146H91L92 144L95 145V143L99 144L98 142L99 141L101 142L103 139H106L109 133L116 132L115 129L110 130L109 133H108V131H106V132L99 131V130H97L98 132L97 131L93 132ZM196 131H197L198 135L200 133L201 134L198 136ZM257 131H258V133H256ZM73 132H74V130H73ZM226 132H229V130L225 131L224 133H226ZM259 132L263 133V134H259ZM33 135L35 138L34 140H32ZM9 138H10L11 144H9L8 141L6 142V139L9 140ZM207 138H208V135H207ZM193 140L194 141L197 140L199 142V144L197 145L196 144L197 141L194 143ZM206 140H208V139H206ZM209 140H211V139H209ZM212 140L209 142L206 141L205 143L209 144L208 145L209 147L211 145L214 146L215 144H217L215 140H213V142H212ZM257 140L263 146V148L261 149L262 150L261 152H258L257 150H255L256 146L259 145V144H257ZM187 141H190V142L188 143ZM5 142H6V144L8 143V146L6 147V149L4 146V145H6ZM108 142H106V143H108ZM142 142H143V139H142ZM190 143H192V144H190ZM205 143H203V144H205ZM100 145H102V144H100ZM213 146H211V147H213ZM108 147H109L108 149L110 150V151L108 150L109 153L111 152L110 153L111 157L116 155L117 159H118V157L121 158L120 160L124 159V157L125 158L127 157L126 158V159H128L127 162L124 160L120 161L123 164L122 166H124V164H126V163L130 164V162L137 160V159H132L135 155H133V157H132L131 149L125 148L124 146H122L121 143H114L113 142V144L110 143V145H108ZM220 147H222V146H220ZM257 147H260V146H257ZM71 148H69V149H71ZM201 148H199V150ZM233 148H234V146H233ZM8 149L6 150V152L8 151ZM17 149H19V148H17ZM27 149H28V147H27ZM60 149H62V147ZM60 149H57L56 147L53 148V150L58 151V155H59ZM39 151H37V152H39ZM73 151H75V150H73ZM130 151H131V153H130ZM202 151H201V153H202ZM227 151H230V149L228 148ZM231 151L234 152L233 149ZM236 152H237V150H236ZM122 153H124V154H122ZM180 153H179V155H181ZM201 153H198V154L201 155ZM45 154H47V153H45ZM60 154H62V153H60ZM119 154L120 155L122 154V156H120ZM125 154L126 155L131 154L129 156L132 157V158L130 157L132 160L130 161L128 156H126ZM40 155H41V153H40ZM164 155H165V153H164ZM228 155H230V153ZM17 156H18V154H17ZM13 157H15V156H13ZM198 157H199V159H198ZM252 157L256 158L255 159L257 161L256 166L258 165L259 166V167L257 166L258 168L255 166V163L250 160ZM57 158H58V156H57ZM60 158H61V156H60ZM60 158H58V162L55 164V168H56L55 169V176H56L55 179H59V182L61 181V173H63V172H61V170H62L61 165H62V168L65 165L64 160L62 159L63 161H61ZM223 158H224V162H223ZM11 159H13V158H11ZM15 161H16V159H15ZM11 162H12V160L11 161L8 160V163H7V165H9V167L7 166L9 171L12 169V166L13 167L16 166L15 163L12 162L14 164L13 165ZM127 164L125 166H127ZM132 164H130L129 169H127V167L129 166L128 165L126 167V169L123 167H119L120 168V169H118L119 172L115 171L114 169L113 170L119 176V174L121 173L120 170H121V168H123L125 172H124V174H122V173L121 174L123 176H125L127 173H129L131 171L132 166H133V170H135L134 168L137 167L139 163L135 162V167H134V164L133 165ZM220 164H222V165H220ZM18 166H16L17 170H20V169H18ZM138 168H139V166H138ZM8 169H7V171H8ZM15 169L16 168H14V170ZM123 169H122V171H123ZM140 169L141 168H139L138 170L142 171ZM5 170H6V168H5ZM221 170H223V171H221ZM155 171H157V170L155 169ZM263 171H262V174L264 176ZM10 172L11 173H8L9 177H10V175H12V171H10ZM14 173L15 172L13 171V175H14ZM143 173H145V172H143ZM84 174H85L84 171L79 172L77 175L78 179L83 178ZM140 174L142 175V173H140ZM13 175H12V177L15 178L16 174L14 176ZM122 175H120V176H122ZM208 175L211 176V174H208ZM221 175L223 176V174H221ZM6 176L7 175H6L5 171L0 169V188L5 191L4 192L3 190H0L1 191L0 194H3L2 192H4V195L2 196L3 202L2 203L0 202V204H1V206H0V220L3 218L4 219L7 218L6 217L7 215H10V216H8V218H10L13 216L12 214H17V212L19 210H20L19 211V213H20L23 209H26L27 208L26 203H28L27 201H29L31 199V198H29V200H27L25 202V205H24V201L22 202L21 199H17V198L15 199L13 194H11L12 191H9V190L6 191L5 189L8 188L7 183H6V178H5ZM213 178H216V177H212V179L209 177V179H211V180H214ZM218 178H216L215 180L218 181L217 180ZM223 178H224V176H223ZM219 179L221 180L222 178H219ZM10 180H13V178ZM13 181L16 183L15 179ZM218 182H220V181H218ZM227 182H228V180H227ZM61 183H62V181H61ZM193 183H197L196 185L198 186V188H199V185H201V184H199V182H193ZM12 185H13V182H12ZM59 185H60V183H59ZM196 185H195V188L198 189L196 187ZM54 186H55V184H54ZM21 187H24V186L22 185ZM26 187L28 188V186H26ZM26 187H24V188H26ZM27 188H26V191H27ZM202 188L203 187H201L200 189H202ZM224 188L222 187V189H224ZM13 189L15 190V187ZM193 190L194 189H192V191ZM146 191H147V189H146ZM23 192H25V191H23ZM28 193L29 192L27 191V192L22 193V194L28 195ZM237 193H235V194H237ZM263 194H264V192H263ZM29 195L31 196V194H29ZM29 195H28V197H30ZM20 196H22V195H20ZM35 196H34V198H35ZM154 196H156V195H154ZM184 196H186V194H184ZM24 197H26V196L24 195ZM177 197H180V196H177ZM87 198H89V196ZM229 198H231V199H229ZM182 199L183 198L178 199V200H182ZM244 199H245V201H244ZM156 200H157V198H156ZM183 200H186V201H183V202L180 201V202H182L183 204L184 203L186 204V202H187L186 197ZM191 200L190 201L193 202V199H191ZM234 200H236V199H234ZM29 202L32 203L33 200L29 201ZM188 202H189V200H188ZM188 202H187L188 206L182 205L181 208H179V207L174 208V207H169V206L164 207L162 205L163 211L167 215V217H166V215L164 214V218L166 217L164 219V221L166 220V222H167V219H168L169 220L168 223L171 224L170 226L175 224V220H177V218H176L177 216L173 215L175 212L173 210L178 209L177 211H179L181 209L182 214H185L186 211H188L193 205V203L189 202L190 203L189 204ZM40 203H42V201ZM239 203H241V204H239ZM247 204H252V205H247ZM159 205L158 204L155 205L156 206L155 208H157ZM231 205L234 206L235 211L233 209H230V207H228ZM248 206H250V208ZM227 207H228V209H227ZM159 208H161V206H159ZM245 208H244V210H245ZM225 209H227V210H225ZM26 210H30V209L27 208ZM163 211H161L162 215H163ZM179 212H175V213L176 214L178 213L180 215L181 213H179ZM22 213H24V210ZM27 213H28V211H27ZM131 213H134V211H131ZM131 213H129V214H131ZM139 214H140V212L138 213V215ZM4 215H5V217H4ZM236 215H238L237 211H236ZM255 215H256V213H255ZM198 218H199V220H198ZM240 219H241V217H240ZM1 224H0V226L2 227ZM18 225H19L18 228L14 226V229L17 228L16 231H14V229H12L13 228L12 227L11 229L8 228V232L6 231L7 229H5L6 227L3 226L4 230H0V244L3 241H7V243L9 241V244H10L9 246H14L13 245L14 242H15V245H17V242H19V240H23V239L35 240L37 238V235L30 232V230H28L27 227H23L20 224H18ZM173 226H175V225H173ZM7 227H9V226H7ZM258 229H261V230L263 229V230L261 233H258L257 232ZM2 231H4V233H2ZM249 232H251V233H249ZM253 232H257V234H261L262 239L259 238L260 240L259 239L257 240V236L255 238V236H253ZM41 235H42V233H40V236ZM247 236L250 237L251 240H250V238L248 239ZM252 237H254V238L252 239ZM227 238H229V242L231 244L228 243ZM230 238L232 240H230ZM249 240L253 243L247 244ZM10 241H12L13 244L10 243ZM210 241H211L210 245L215 246V243L212 242L213 239ZM231 241H233L234 244ZM211 243H213V244H211ZM232 244H233V247L231 246ZM216 245H217V243H216ZM226 245H228V246H226ZM248 245H253V246L249 247ZM178 246L179 247L175 248L172 251L173 260H174L172 264H198V262L194 261V256L197 253H200L201 250L204 249V247H205V246L202 247L199 244H192L189 242L183 243V244H178ZM250 248H252V250L249 251L248 249H250ZM222 250H224L226 252H230L226 248H224ZM129 252L130 253L128 254L129 255L128 257H129L130 264H156L154 262L155 260H149L148 257L145 259H142V260L141 259L137 260L136 257H140V256L132 253L131 251H129ZM240 256H243V257H240ZM2 258H4V257H2ZM9 259H10V257H9ZM2 260L4 261V259H2ZM2 260H0V261H2ZM257 260H259V261H257ZM9 261H11V260H9ZM214 262L216 263V261H214ZM10 263L11 262H9V264ZM210 263H212V262H210ZM15 264H18V263H15ZM201 264H203V263H201Z\"/></svg>",
	"mask_w": 264,
	"mask_h": 264
}]
</instances>
